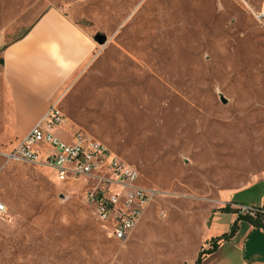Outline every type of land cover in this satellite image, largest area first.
<instances>
[{
    "label": "rangeland",
    "instance_id": "obj_1",
    "mask_svg": "<svg viewBox=\"0 0 264 264\" xmlns=\"http://www.w3.org/2000/svg\"><path fill=\"white\" fill-rule=\"evenodd\" d=\"M263 4L0 0V55L51 7L106 36L86 79L99 78L97 92L75 99L72 117L153 192L120 240L89 199L93 182L59 181L45 165L4 156L13 142L0 143V199L9 208L0 217V264H188L211 247L212 239L201 245L207 228L230 225L234 212L221 203L229 192L259 205L264 27L254 12Z\"/></svg>",
    "mask_w": 264,
    "mask_h": 264
},
{
    "label": "crops",
    "instance_id": "obj_2",
    "mask_svg": "<svg viewBox=\"0 0 264 264\" xmlns=\"http://www.w3.org/2000/svg\"><path fill=\"white\" fill-rule=\"evenodd\" d=\"M96 36L92 28L78 23L63 10L51 7L21 38L3 48L0 55V143L13 142L11 148L5 154L3 152L4 156L7 157L44 119L53 104H58L63 114L61 125L54 129L55 135L60 129L66 136H57L72 142L74 134L81 131V125L72 117L75 110L71 113L70 105L73 106L74 100L87 91L92 97L91 93H96L99 87L91 89L94 80L99 78L86 80L87 75L91 72L93 76L94 69L98 68ZM255 181L260 183L264 177ZM229 193L221 200L222 204H230L232 210L246 204L245 200H232L233 193ZM252 206L264 207V190L259 205ZM234 223L235 233L206 254L202 264H264V227L255 226L248 219L239 217L237 212L233 213L227 228L219 225L207 228L201 245L230 232ZM198 255L199 252L188 264H195Z\"/></svg>",
    "mask_w": 264,
    "mask_h": 264
},
{
    "label": "built area",
    "instance_id": "obj_3",
    "mask_svg": "<svg viewBox=\"0 0 264 264\" xmlns=\"http://www.w3.org/2000/svg\"><path fill=\"white\" fill-rule=\"evenodd\" d=\"M264 27V4L254 12ZM63 114L58 104L50 106L44 119L8 154L12 159L49 167L59 181L85 178L95 184L89 199L96 206L99 217L110 221L115 237L127 240L145 215L153 192L138 184V170L119 160L103 143L76 132L67 142L54 133L61 125ZM240 216L261 218L264 227V207L237 205ZM8 205L0 199V217H7Z\"/></svg>",
    "mask_w": 264,
    "mask_h": 264
},
{
    "label": "trees",
    "instance_id": "obj_4",
    "mask_svg": "<svg viewBox=\"0 0 264 264\" xmlns=\"http://www.w3.org/2000/svg\"><path fill=\"white\" fill-rule=\"evenodd\" d=\"M260 207V206H258ZM223 211H228V212H237L236 209L232 210L231 208V205H226L225 207H223L222 209ZM241 217V216H239ZM244 217V216H242ZM245 219H248L249 221H251L255 226L257 227H262V222H261V218H257V219H253V218H249V217H244ZM236 231V223H234L232 226H231V230L230 232L228 233H224L222 236L220 237H216V238H212V240L210 241L211 243V247L208 248V249H205L203 248L200 252H199V255H198V258L196 260V263L195 264H202V261L204 259V257L206 256V254L208 253H211L213 252L219 245L220 241L222 240H227L229 239V237L231 235H233Z\"/></svg>",
    "mask_w": 264,
    "mask_h": 264
},
{
    "label": "water",
    "instance_id": "obj_5",
    "mask_svg": "<svg viewBox=\"0 0 264 264\" xmlns=\"http://www.w3.org/2000/svg\"><path fill=\"white\" fill-rule=\"evenodd\" d=\"M96 40L100 43V44H104L106 42V36L98 34L96 36ZM0 63H2V61L0 60Z\"/></svg>",
    "mask_w": 264,
    "mask_h": 264
}]
</instances>
